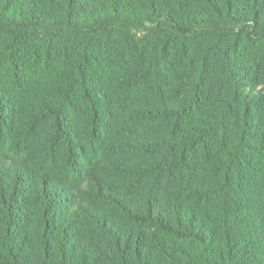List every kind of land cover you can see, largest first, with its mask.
<instances>
[{
    "label": "trees",
    "instance_id": "obj_1",
    "mask_svg": "<svg viewBox=\"0 0 264 264\" xmlns=\"http://www.w3.org/2000/svg\"><path fill=\"white\" fill-rule=\"evenodd\" d=\"M0 264H264V0H0Z\"/></svg>",
    "mask_w": 264,
    "mask_h": 264
}]
</instances>
